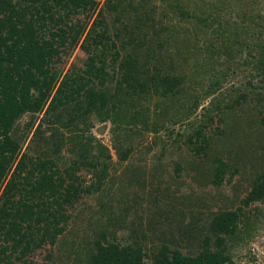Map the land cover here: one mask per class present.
<instances>
[{
  "label": "trees",
  "instance_id": "trees-1",
  "mask_svg": "<svg viewBox=\"0 0 264 264\" xmlns=\"http://www.w3.org/2000/svg\"><path fill=\"white\" fill-rule=\"evenodd\" d=\"M201 1L203 4L194 5L200 10L209 4L208 0ZM191 2L158 0L149 6L146 0H115L113 8L120 16L116 22L126 20L129 28L122 35L112 36L107 19L102 12L100 16L97 12L98 0H0V190L5 186L0 196V264H36L30 256L46 245H54L65 232L71 220L68 209H74L79 195L95 194L105 187L112 155L90 133L92 117L104 124H114L113 147L120 161H126L134 152V146L128 145L133 142L131 131L140 136L144 132H158V124L151 120L149 110L140 107L134 112L138 105L143 106L142 101L151 103L155 96L167 99L162 109L154 113L156 116L161 113L162 119L175 121L176 116L182 119L191 116L190 91L196 89L195 85L188 84L189 75L179 71L174 75L169 66L154 58L165 48L164 43L171 45V40L180 36H185L187 43L195 37L202 42V51L206 53V60L199 57L205 68L214 64L228 42L232 43V50L238 48V42L240 50L244 48L243 43L260 49L261 59L256 62L257 58L253 57V60L255 68L263 74L264 84V21L259 31L249 33L258 38L254 44L249 43V38L242 42L236 39V27H231L222 31L224 37L219 45H214L213 37L218 39L220 33L215 25H222L221 16H214L209 6L198 12L200 14L192 12ZM96 12L99 17L87 35L95 33L99 52L89 54L83 69L62 75L63 71L54 64L66 50L79 44ZM188 22L196 25L195 32L186 27ZM171 30L174 32L168 35ZM228 31L235 36L226 37ZM149 34L153 36L154 45L148 42ZM123 40L120 47L118 42ZM128 46L134 49L124 56L122 52ZM191 48L185 46L181 53L191 56L195 52ZM146 54L153 57L146 59L143 57ZM233 64L235 67V62ZM241 68L239 65L235 70ZM200 79L202 82L208 78L204 75ZM212 79L219 89L220 81ZM132 95L141 101L131 102ZM257 97V103L264 106V93H258ZM193 107H198V96ZM43 111L47 116L40 121L31 147L24 152L22 140L14 134L17 121L28 113ZM260 114L264 125V112ZM24 124L26 134L34 127L35 119L30 117ZM216 132L217 137L223 136L222 131ZM214 140L202 128L189 137L187 143L195 156L205 157ZM67 145L78 158L62 162L61 151ZM53 148L57 149L60 164L54 159ZM31 149L50 158L43 159ZM254 152L264 161L263 146H259L258 151L254 148ZM216 163L212 184L219 188L226 181L228 167L221 159ZM81 169L94 178L86 188L79 176ZM16 194H19L17 200ZM261 202H264V170L243 198L242 208L210 217L211 233L204 236L199 250L185 254L178 247L162 243L163 237L154 229L149 235L146 230L136 232L129 228L127 239L132 242L122 246L103 240L106 236L102 234V240L99 238L89 246L85 264H145L146 249L152 252L151 264H226L230 261L224 254L228 248L226 242L235 244L240 238L239 223L249 220V207ZM47 258L51 260L52 253L49 252Z\"/></svg>",
  "mask_w": 264,
  "mask_h": 264
},
{
  "label": "rangeland",
  "instance_id": "rangeland-1",
  "mask_svg": "<svg viewBox=\"0 0 264 264\" xmlns=\"http://www.w3.org/2000/svg\"><path fill=\"white\" fill-rule=\"evenodd\" d=\"M98 1L100 7L97 12L99 16L102 12L107 19L112 36L124 34L125 29L129 28V22L126 20L116 22L120 16L113 8L115 0ZM146 1L150 2L149 6L158 2ZM208 3L206 6L211 8L214 16L222 18V25L220 27L219 24L215 25L220 33L218 39L216 36L213 37L216 40L214 45H219L218 42L224 37L222 31L231 27H236V39L241 42L247 38L249 43L258 42L256 35L251 36L249 33H256L261 29L264 21V0H208ZM201 4H203L201 0H192L191 11L195 13L204 11L206 6L201 10L195 7ZM97 12L79 44L74 49L66 50L54 64L55 68L63 71L62 75L71 70L83 69L89 54L99 52L95 43V33L87 35L94 27ZM236 23L238 24L235 25ZM186 27H191L192 33L196 30V25L192 22H188ZM208 30L212 35L211 28ZM173 32L171 30L168 35ZM152 34H149L148 42L154 45ZM225 36L230 38L235 35L228 31ZM125 40L118 42V45L121 47ZM198 41L192 37L186 43V37L180 36L171 40V45L164 43L165 48L158 51L154 57L160 63L169 66L168 69L171 68L170 72L174 75L178 71L181 74L187 73L190 77L188 84L195 85L196 91H190L191 116L188 119L177 116L174 117L175 121L162 119L161 113L156 116L155 111H160L168 102L163 97L155 96L151 103L142 101L143 106L138 105L134 112L141 108L149 110L151 120L158 124V132H144L140 136L137 135L138 132L131 131L133 142H129L128 145L134 146V152L128 160L120 161L119 153L113 147L114 124L112 122L104 124L92 117L90 133L106 146L112 155L108 181L103 190L95 194L86 192L79 195L74 209H68L71 220L65 232L58 236L54 245H46L31 255L29 259L33 263L85 264L89 246L94 245L99 238L102 240V234L106 236L103 240L114 241L115 244L119 243L122 246L132 242L127 239L129 228L136 232L146 230L149 235L154 229L158 236L163 237L162 243L178 247L185 254L192 253L202 248L204 236L211 233L210 217L220 212H236L242 208L243 198L251 191L264 170L263 158L254 152V148L256 151L259 146L264 148V125L260 122L262 118L260 113L264 112V106L257 103L258 93H264L263 74L255 68L253 60L257 58L255 60L258 62V59H261L260 49H253L243 43L244 48L240 50L238 42V48L232 50V43L228 42L217 60L213 58L214 64L205 68L199 62L202 60L199 57L202 56L206 60V53L202 51V42ZM177 42L179 43L176 46ZM189 45L192 47L190 50L195 51L194 54L189 56L181 53L185 46ZM126 48L122 52L124 56L131 54L134 49L131 46ZM168 52L169 54H166ZM149 55L143 57L146 59L153 57ZM143 57L142 60L145 59ZM239 65L242 68L236 71ZM204 75H207L208 79L201 82L200 77ZM212 78L220 81L221 89H217ZM196 96L198 107H193ZM133 97L131 102L141 101L138 100V96ZM123 98L124 96L120 99L121 102ZM46 116L45 111L37 114L28 113L17 121L14 134L18 140H22L24 152L31 147L36 129ZM30 117L35 119V125L30 132L24 134V123ZM50 117L54 118L52 115ZM45 127L48 129V124ZM202 128L215 140L211 143L206 156L198 157L194 155L187 140ZM217 130L222 131V137H217ZM68 146L61 151L62 162L78 158L68 150ZM32 149L35 150V146H32ZM53 150L54 159L60 164L56 155L57 149ZM33 152L43 159L50 158L49 155H40L39 151ZM220 159L226 162L228 168L225 183L216 188L212 181L218 166L216 160ZM64 168L65 166L62 170ZM79 176L85 188L94 181L92 174L85 169L80 170ZM4 191L5 186L0 190V196ZM18 198L19 194H16L15 199ZM249 212L251 218L239 223L240 238L235 244L226 242L228 248L224 254L230 257L226 264H264V202L254 203L249 207ZM124 225H127L126 229ZM144 251L145 264H151V250ZM49 252L52 253L51 260L47 258Z\"/></svg>",
  "mask_w": 264,
  "mask_h": 264
}]
</instances>
